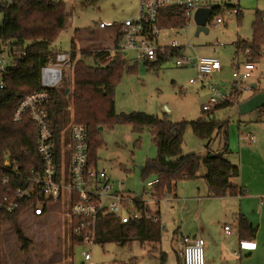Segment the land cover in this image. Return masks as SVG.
I'll return each mask as SVG.
<instances>
[{"label": "rangeland", "instance_id": "1", "mask_svg": "<svg viewBox=\"0 0 264 264\" xmlns=\"http://www.w3.org/2000/svg\"><path fill=\"white\" fill-rule=\"evenodd\" d=\"M11 2V0H5ZM67 5V24L53 44L57 53H71L73 43L76 57L81 56L82 49L91 50V41H99L100 45L108 47L94 48L93 52L112 48L115 43V32L102 31L99 23H121L125 19L136 18L139 14V0H63ZM213 5H237L241 14L225 11L220 15L224 22L216 24L214 16L208 22L207 32H198L195 21L187 32L184 28L162 29L158 35L159 47H171L175 40L181 47L180 55L189 57L196 62L197 57L218 58L221 69L208 76L206 83H211L223 90H229L234 83L233 72L237 62L247 63L244 52L237 54L236 44L239 41L251 43L254 38V22L258 15L264 20V0H213ZM4 13L0 11V27ZM92 32H95L92 36ZM112 45V46H111ZM92 52V50H91ZM264 54V48L262 50ZM136 54L131 53L123 78L117 84L115 91L117 114L133 112L147 113L162 120L175 123L206 120L210 116L218 123L226 125L231 154L227 156L240 167V177L233 182L243 186L248 191L246 196L237 197L244 209L250 212L251 221L258 227L256 241L260 244L257 253H245L236 257L237 247L230 240L236 235H227L224 229L228 219L222 216V201L209 199L207 183L203 177L206 170L201 171L197 180H182L177 185V201L169 197L159 204L152 197V188L148 182L156 180V174L145 169L150 161L158 155L152 132L145 128L141 133L134 131L130 124L117 123L103 128L100 132L102 146L97 149V167L104 170L116 183V190H121L134 199L144 200L151 210V215L160 211L162 223V241L156 243H141L138 241L122 246L111 242L88 246H75L71 239L63 209L53 205L44 218L35 217L32 212L23 213L18 222L30 239L28 250L22 248L14 227L6 222L3 234V250L6 264H84L83 252H90L96 264H180L182 256L175 252L177 243L173 239L182 234L194 237V233L205 227L204 239L205 264H264V121L260 119L258 110L249 114H240L238 106L214 110L212 114L203 111V105L209 101L210 91L204 85L197 69L190 65L178 67L177 58H170L161 63H146L136 61ZM90 65H95L92 56L86 59ZM256 64L252 82L259 84L258 92L264 91V55ZM71 71H65L64 84L73 89ZM195 79V84L190 80ZM65 80L67 82H65ZM70 93V90H69ZM254 93V92H253ZM246 92L243 100L253 95ZM238 103V100H236ZM243 102V101H241ZM71 114L74 110L69 102ZM257 123L256 130L249 131L248 126ZM251 137L253 140H251ZM206 141L195 135L191 127L187 128L183 153L202 156ZM220 139L212 145V150L219 149ZM68 167L69 154H66ZM143 167V169H142ZM122 184L119 187V184ZM167 199V200H166ZM201 199V200H200ZM202 217V221L201 218ZM231 219H229V222ZM220 243L225 241L228 248L221 258L220 249L215 247L213 238ZM237 249V250H236ZM162 251L167 254L165 263L161 260ZM240 258L243 260L240 261ZM182 264V263H181Z\"/></svg>", "mask_w": 264, "mask_h": 264}, {"label": "trees", "instance_id": "2", "mask_svg": "<svg viewBox=\"0 0 264 264\" xmlns=\"http://www.w3.org/2000/svg\"><path fill=\"white\" fill-rule=\"evenodd\" d=\"M234 5L226 8L216 6L214 16H220L225 11H233ZM0 11L4 13L0 27V38L10 47L25 53L22 60L17 61L16 69H11L7 75V86L0 89V196L10 193L25 183L21 179L11 177L10 184L2 183V178L9 175L1 165L9 159L12 164L20 166L21 172L29 175L32 169H42V159L36 147V132L31 120L26 117L21 123H14L12 118L17 109L20 97L43 89L41 85V69L55 60L58 54L53 50V44L67 24V5L63 0H0ZM241 14V10L237 15ZM188 21L186 10L169 8L160 11L159 23L162 29H179ZM254 38L251 43L239 41L236 44L237 54L249 51L246 58L258 61L262 57L264 48V20L258 15L254 22ZM115 32V31H114ZM115 42L118 35L114 34ZM77 44L73 43L74 64L71 71L72 87H62L50 90L51 102L49 110L56 122L58 131L69 121L71 112L69 102L74 110V120L87 129L90 145L91 164L97 167V149L102 146L100 137L101 128L111 127L117 123H126L133 126L134 131L141 133L145 128L152 132L157 146L158 155L150 161L148 170L156 174L158 182L152 186V197L159 204L170 194L176 195L177 185L182 180H197L201 171L207 187L208 197L225 198L244 196V190L237 187L233 180L240 177V167L234 165L227 157L231 154L228 142V131L225 124L215 119L198 120L195 122L175 123L162 120L147 113L133 112L117 114L115 91L117 84L122 80L127 62L116 58L105 62L108 52H91L83 50L78 58L74 50ZM178 50L169 49L168 53L160 56L155 63H161L177 56ZM92 56L95 65L87 63L86 59ZM152 64V63H149ZM65 82H67L65 80ZM70 93H66L67 90ZM258 92V91H256ZM254 92V94L256 93ZM237 100V99H236ZM236 100L218 104L212 111L237 106ZM207 113V112H206ZM214 117V116H213ZM191 127L196 136L206 141V155H185L183 146L187 128ZM220 139V148L213 152L212 145ZM214 155L211 157V155ZM135 206L151 217L144 216L139 221L123 224L112 215L100 217L95 226V244L117 243L122 246L138 241L143 243L160 244L162 241V223L159 219L160 211L151 215L146 201L134 199ZM32 202H26L15 212H0V264H6L3 250V234L6 222H9L16 231L18 241L24 250H28L30 239L24 234L18 219L23 213L29 212ZM35 204V202H33ZM158 218L156 221L154 218ZM238 232L242 239L254 240L257 237L256 228L245 216L238 219ZM75 246H82L83 238H72ZM161 260L165 263L167 254L162 251ZM179 257V253H177ZM184 264L183 258L180 264ZM132 264V262L124 263Z\"/></svg>", "mask_w": 264, "mask_h": 264}, {"label": "built area", "instance_id": "3", "mask_svg": "<svg viewBox=\"0 0 264 264\" xmlns=\"http://www.w3.org/2000/svg\"><path fill=\"white\" fill-rule=\"evenodd\" d=\"M139 14L136 18L123 20L121 23L100 22L102 30H112L118 35V41L112 48L98 52H108L105 62L116 58H122L126 62L131 53L136 54V61L144 60L146 63L157 62L160 56L168 53L169 49L178 50L176 66H194L200 74L204 85L210 91L209 101L203 105L204 112L212 111L218 104L243 100L246 92H255L252 85L256 64L248 61L241 64L237 62L233 72L234 83L229 90H223L214 84L206 83L209 75L221 69L218 58L199 56L196 62L180 55L181 47L175 40L171 47H159L158 35L162 28L159 23L160 11L169 8H182L186 10L188 21L183 26L187 32L194 21L195 12L199 8L214 9L213 0H139ZM234 5V4H233ZM233 10L238 13L240 8ZM224 7V6H221ZM211 20L209 19L208 22ZM224 19L218 16L216 24H222ZM244 54L248 55L249 51ZM25 53L10 47L0 38V89L7 86V75L11 69H16L17 61L22 60ZM74 64L73 52L56 55L55 60L41 69L40 91H35L20 97L19 104L13 115L14 123H21L28 117L35 127L36 147L42 159V169H32L29 175L21 172L20 166L12 164L9 159L2 163V167L9 172L2 178V183L10 184L11 177L24 181V186H19L10 193L0 196V212L12 213L17 211L22 204L32 202L29 212L35 217L44 218L50 213L53 205L63 209V217L71 236L82 237L83 245L95 244L98 219L108 215L118 217L123 224L139 221L144 216L151 217L135 206L132 197L121 190H116V183L104 170L91 164L90 145L87 129L84 125L77 124L73 115L70 121L60 131L56 128V122L49 110L51 102L50 90L59 88L64 81L65 71H72ZM197 80H190L195 84ZM258 89H259V84ZM254 94V93H253ZM238 105V104H237ZM71 108H69L70 110ZM260 119L264 121V107L258 109ZM251 140L253 138L251 137ZM69 154L68 167L66 166V154ZM158 179L148 182L152 186ZM121 183L119 187H121ZM35 202V204H33ZM28 212V213H29ZM158 221V218H154ZM226 234L230 235L237 230L232 225L224 226ZM204 239L200 236L191 237L182 235L177 243V251L180 252L184 264H205ZM250 246V247H249ZM257 245L253 241H242L240 250L254 251ZM235 255H239L236 251ZM84 264H96L90 252H83Z\"/></svg>", "mask_w": 264, "mask_h": 264}, {"label": "crops", "instance_id": "4", "mask_svg": "<svg viewBox=\"0 0 264 264\" xmlns=\"http://www.w3.org/2000/svg\"><path fill=\"white\" fill-rule=\"evenodd\" d=\"M108 29H106V30H102V31H107ZM95 32H92V34L90 35V36H92L93 34H94ZM95 35V34H94ZM92 38H93V36H92ZM89 43H91V44H89V45H93L94 46V48H99V47H108L109 46V42H106V44H107V46H104V45H100V42L99 41H91V42H89ZM112 46V45H111ZM94 48L93 49H91L92 50V52L94 51ZM83 50H87V51H91V50H88V49H82V51ZM257 123H252V124H250L249 126H248V130L249 131H254V130H256V127H257ZM220 148V147H219ZM218 150V149H217ZM216 150V151H217ZM216 151H214L213 150V152H216ZM207 153L205 152L202 156L204 157L205 155H206ZM231 162L233 163V161L231 160ZM234 164V163H233ZM235 165V164H234ZM234 183V182H233ZM237 187H241L243 190H244V195L246 196V194H247V192L248 191H246L244 188H243V186H241V185H238V184H236V183H234ZM207 193H208V187H207ZM206 197H208V194H207V196ZM238 197H243V196H238ZM178 197H177V195H175L173 198H171V197H169V198H167V199H171L173 202H175V201H177L178 199H177ZM209 199H220V201H222V216L225 218V219H228V222L227 223H225V225H232L236 230H237V232H235V233H233V234H235L236 235V238H235V240H230V242L232 243V245L233 246H235V247H237V251L239 252V255H235V252H234V255L236 256V257H243V255L245 254V253H250V254H252V253H257L258 251H259V248H260V244H258L257 243V241L254 239V240H249V239H242L241 237H240V234H239V230H238V219H239V217L240 216H245L253 225H254V223L251 221V217H250V212L248 211V210H246V209H244L243 208V206H242V203H241V201H236V199H237V197H225V198H210V197H208ZM166 199V200H167ZM201 200V199H200ZM201 218V221H202V217H200ZM229 219H231V221L229 222ZM224 225V226H225ZM258 228V227H257ZM201 234H206V231H205V227L202 229V225H201V227L199 228V230L197 231V232H195L194 233V237H196V236H200V237H202V235ZM183 235V234H182ZM228 235V234H227ZM230 235H232V234H230ZM258 235V234H257ZM213 238V237H212ZM179 239H180V237H179V235L178 236H176L174 239H173V241L175 242V243H178V241H179ZM242 241H253V242H255L256 243V245H257V248L254 250V251H247V250H243V251H241L240 250V244H241V242ZM211 243L215 246V247H218L219 249H220V254H221V258H223V255L222 254H224V252H225V249L226 248H228V244L224 241L221 245H220V243L216 240V238H213L212 240H211ZM175 250V252L177 253V249L175 248L174 249ZM241 260H243L242 258H240V261Z\"/></svg>", "mask_w": 264, "mask_h": 264}, {"label": "water", "instance_id": "5", "mask_svg": "<svg viewBox=\"0 0 264 264\" xmlns=\"http://www.w3.org/2000/svg\"><path fill=\"white\" fill-rule=\"evenodd\" d=\"M212 15H213V9L210 8H199L195 12L194 21L198 27V32L208 31L206 25L208 23V20L212 17ZM252 89L255 92L258 91L257 83H254L252 85ZM66 93L67 94L69 93V89L66 91ZM263 107H264V91L262 92L259 91L253 94L248 99L241 102L238 106V109L240 114H249ZM211 118L214 119L213 116ZM101 130H103V128H101ZM213 156L214 155L212 154L211 157Z\"/></svg>", "mask_w": 264, "mask_h": 264}, {"label": "snow or ice", "instance_id": "6", "mask_svg": "<svg viewBox=\"0 0 264 264\" xmlns=\"http://www.w3.org/2000/svg\"><path fill=\"white\" fill-rule=\"evenodd\" d=\"M250 247V246H249Z\"/></svg>", "mask_w": 264, "mask_h": 264}]
</instances>
